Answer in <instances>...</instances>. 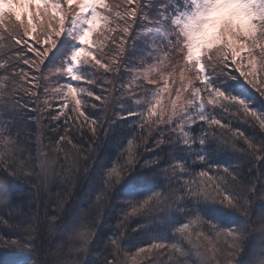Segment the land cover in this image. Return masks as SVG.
Returning <instances> with one entry per match:
<instances>
[{
    "label": "trees",
    "instance_id": "16d2710c",
    "mask_svg": "<svg viewBox=\"0 0 264 264\" xmlns=\"http://www.w3.org/2000/svg\"><path fill=\"white\" fill-rule=\"evenodd\" d=\"M121 4L122 0H106L107 23L94 32L89 51L80 57L81 78L73 80L78 87L74 95L66 83L72 77L65 59H70L74 40L66 31L68 20L65 33L55 37V47L49 45L45 34L53 15L46 13L31 21L24 17L23 25L12 15L0 20V107L11 99L13 103L19 101L17 111L23 108L15 119L0 113V125L7 123L9 133L19 131L32 155L37 139L46 152H52L50 144L59 142V151L52 154L58 159L62 176L45 191L34 187L32 177L14 180L0 171L12 195L8 209L0 210V236L5 237L0 239V264H108L116 256L113 240H117L124 264H162V260L167 264H221L219 247H225L226 238L210 233L203 221L237 233L239 249L229 257L231 264H264V96L247 84L229 51L225 69L229 76L213 77L212 86L225 97L242 100L249 110L245 112L238 104L225 109L220 103H230L226 100L208 104L210 97L201 92L204 115L215 117L220 124L210 126L197 118L184 125L187 143L179 127L176 131L181 138L169 133L166 125L157 122L173 114L170 103L175 90L188 89V97L192 87L203 85L199 80L188 83L191 72L185 73L182 81L181 73L173 70V59L163 53L158 59L150 58L149 45L160 38V25L138 23L125 35ZM153 5L143 9L148 17L156 14L158 0H153ZM57 22L55 15L52 23ZM25 27H29L28 33ZM16 39L21 40L19 45ZM121 43L123 50L118 47ZM243 43H247L244 38ZM45 49H49L48 55L38 57L37 53ZM249 52V48L244 49L235 57L246 72L251 71ZM241 57L245 59L241 61ZM141 58L145 60L141 62ZM85 59L88 63H83ZM204 59L201 57L202 62ZM175 63L192 64L185 59ZM85 72L88 76L83 75ZM260 75L257 72V82ZM31 92L36 95L31 96ZM130 92L142 103L144 99L151 103L144 107L134 104ZM131 111L134 113L129 115ZM80 113L96 124H87ZM67 116L72 118L68 125L75 120H79L77 128L85 125L82 131L70 128L71 144L60 141L56 134L58 126L63 134ZM92 127L96 128L95 135ZM158 128L165 129V142L160 144ZM65 152L77 162L76 167L65 163ZM177 163L184 170L176 168L174 173ZM223 169L236 177V183L226 189L233 197L232 205L215 198L214 188ZM202 171L208 175L201 176ZM189 188L200 195H186ZM157 192L170 194L171 201L148 200ZM184 224L188 228L178 232ZM11 240L17 244L12 245ZM153 243H164L174 259L169 261L167 254L155 255L162 249L147 255L140 251ZM171 244L184 255L179 256Z\"/></svg>",
    "mask_w": 264,
    "mask_h": 264
},
{
    "label": "snow or ice",
    "instance_id": "6c2138e0",
    "mask_svg": "<svg viewBox=\"0 0 264 264\" xmlns=\"http://www.w3.org/2000/svg\"><path fill=\"white\" fill-rule=\"evenodd\" d=\"M159 8L156 11V14L152 17H148L143 9L145 6H155L153 5V0H122V4L120 7L124 8V16H121V19L125 21L123 26V31L125 35L129 33V31L133 28V25L139 24H152V25H160V27L157 29V31L160 34V38L158 40L153 39L152 43L149 45V48L151 51L149 52V56L152 59H158L159 55L161 53L164 54L165 58H172L173 59V70L179 71L181 73V80L183 81L185 78V73H193L192 79L188 81L189 84L192 83V80H199L203 87L200 86H194L191 88L190 95L186 98V103L182 104L178 111H174L172 115H169L167 119H161L157 123L164 124L167 126V130L169 133L176 134L178 137L180 135L177 133L176 129L177 127L180 128V132L183 134V141L185 143L188 142V133L184 130V125H190L193 122H196V119L198 118L200 121L204 122L208 125H217L220 124V120L216 119L215 117L209 115L205 116L203 113V109L205 107L203 103V98L201 96V92H204L207 94L211 99L208 100V104H217L221 100L230 101V103H220V105H223V108L228 109L236 104L241 106L245 112H247L249 109L244 106V102L237 97H225L223 92L220 91L218 87H213L212 83L213 77L216 76H229V74L226 73L225 69L227 68V61H228V53L225 54V57L223 58H217L214 55L208 54L205 57V59L201 60L202 67L196 68L194 63L189 65L188 63H184L183 65H180L178 63H175L176 60L179 59H185L184 53L181 51V45L179 41L176 39L177 36V29L180 26L182 22H187L189 19L193 18L196 13L200 10H202L204 6V0H158ZM43 4V9L40 7V5ZM66 4L69 7L64 8L63 5ZM12 7L9 11L10 13H13L17 20L20 21V23L24 24V17H32L33 19H40L41 16H46L47 10L49 8L55 9L58 12L63 13L59 16L57 23H52V19H55V13L53 14V17L49 19V28L45 30V34L47 36V42L51 47H55L56 40L55 37H59L62 34L65 33V20H68L69 26L67 27L66 31L74 40H79L81 43H84L87 40V37L89 35V32L92 31L91 25L96 22L98 19L97 13H96V4L93 3H85L83 0H76V3H74V0H61L60 3H54L52 5L48 4V0H12ZM79 9V11H76V9ZM251 8L254 15L253 23L255 25V31L252 35L245 37L244 39L247 41V43H240L238 47H248L250 49L249 52V65L251 68V71H243L242 66L240 62L235 61V56L237 55V52L235 51L232 53L233 62L237 63L238 70L241 71V76L244 77V79L247 81L248 85H251L252 88L257 89L262 96H264V88L261 86L264 85V0H252ZM92 10V19L87 20L86 17H84L82 14L88 10ZM81 21L86 22L90 25L89 28L83 30L81 32V29L83 27ZM29 27H25L24 31L25 33L29 32ZM39 39V36L37 37ZM21 43L20 39H16V44L19 45ZM123 50V44L121 43L118 45ZM29 50L35 51V49H32L29 47ZM19 51H23V49H20ZM82 49L76 47L73 49L70 53L71 61L74 64L77 59L82 54ZM49 49H45L43 53H37V56H45L48 55ZM245 57H241L240 60L243 61ZM145 59L141 58V62H143ZM188 61L187 59H185ZM25 63H29L27 58H24ZM83 63H88L87 59L83 61ZM142 65H135L134 67H140ZM0 67H3V65H0ZM56 67V66H53ZM60 68L64 67V62L61 61ZM119 68V65H117V70ZM6 70V69H5ZM68 73L71 74L73 71V68L71 65H69L67 69ZM257 72L261 73L259 76V80L257 82ZM84 76H88V73H83ZM194 77V79H193ZM251 77V78H249ZM80 76H72L73 80H79ZM90 78V77H89ZM147 78V77H145ZM240 78V77H239ZM135 79V77H133ZM151 83V81H150ZM57 92L60 91V89H56ZM176 95L179 98L182 91H187L186 88H177ZM68 92L70 94L74 95V89L72 87L68 88ZM89 95H92L91 92L88 93ZM11 97V94H9ZM31 96H35V92H31ZM38 99V97H37ZM97 99H100L99 96H97ZM129 99L134 101V104L139 105L141 104V99H136L134 93L130 92ZM151 101L144 99L143 101V107L144 104H150ZM157 104L160 103L159 100L156 101ZM45 104H47V101H45ZM79 104V101H77V105ZM19 105V101H16L13 103L11 99L9 101L3 103V110L5 113H8L11 115L14 119L19 116V114L23 111V108H21L20 111H17V107ZM95 107V105H93ZM141 107V108H143ZM61 110L63 111V106L61 107ZM77 108H74L73 111H77ZM193 110H196L193 112ZM149 112L152 111V108L150 107L148 109ZM134 111L128 112L129 115H132ZM251 116L256 117V113L251 111ZM81 116L84 117V120L87 124L95 125V120H89L88 116H85L84 113H80ZM143 115V114H141ZM173 115L175 116V120H173ZM53 120L58 119L57 116H52ZM71 116H67L65 120V126L63 127V134H60L59 126L56 129V134L60 135V141H64L66 143L71 144L72 143V136L73 131H70V128L74 131H82V129L85 127V125H80L79 128L76 127V125L79 123V120H75L72 122L71 125H68V120H71ZM40 117H37V124H39ZM223 127V125H222ZM261 127H264V122L261 123ZM207 130V129H206ZM157 131L160 132L161 139L157 142L158 144L165 142L164 140V134L165 129L164 128H158ZM91 132L93 135L96 133V128L92 127ZM9 134L8 131V125L7 123H4L0 125V139H2L4 136H7ZM84 135H87L86 132L83 133ZM243 135V133H241ZM181 138V137H180ZM203 142V141H201ZM59 145V142H57ZM75 147V145H74ZM203 159L202 157L200 158ZM4 161H0V163H3ZM176 168H179L180 171H183L184 169L177 163V165L173 166V172L175 173ZM217 174L220 175V168H217ZM115 169H113V172ZM201 176H207L208 173L202 171L200 173ZM230 178V180L228 179ZM212 179V178H210ZM223 180L224 182H221ZM236 183V177L235 175L229 171L228 169H223V175L221 176L220 180H217L216 186L214 188L216 192V199H219L221 203L232 205L234 203L232 195L227 191V187L229 185H234ZM184 186L188 188L187 182L184 183ZM8 192V191H7ZM223 193H227V195H224ZM190 194L192 196H199L200 193L193 188H189L188 191L185 193ZM153 197L157 198L158 200H170V194L165 193H154L152 196L148 198V200H152ZM178 199V198H177ZM148 200H145L144 203L147 204ZM171 201V200H170ZM246 203V202H245ZM50 219H55V217H51ZM207 225V228L210 233H215L217 237L224 236L225 239V247H219V252L223 253V260L221 261V264H231V260L229 257L234 256L236 252L239 249L238 244V235L233 230H224L219 229L216 225L210 223V222H204ZM188 224H184L182 228H178L177 231L180 233H183L187 228ZM197 235H200L199 233ZM4 236H0V239H4ZM7 242V241H6ZM12 245H16V240H11ZM112 244L114 248L116 249V256L114 259L108 264H124L123 261H121V251L119 249V245L117 243V240H113ZM171 249L174 250L176 253H179V256H183L184 253L181 251V249L176 244L170 245ZM153 249H162L164 250L162 253H156L155 255H168V260H173V256L171 253H168L167 246L164 243H153L150 245V247L145 249H140L141 252H144L147 254L152 253ZM197 255H200L199 252H197ZM220 255L214 256L213 259H218ZM152 260V259H149ZM148 260V261H149ZM162 264H167L166 261L162 260ZM208 264H211L210 261H208Z\"/></svg>",
    "mask_w": 264,
    "mask_h": 264
},
{
    "label": "clouds",
    "instance_id": "9594fccd",
    "mask_svg": "<svg viewBox=\"0 0 264 264\" xmlns=\"http://www.w3.org/2000/svg\"><path fill=\"white\" fill-rule=\"evenodd\" d=\"M251 3L252 0H204L202 10L187 22H182L177 29L176 39L185 59L194 62L196 68H201V57L211 54L223 58L229 51L234 53L238 41L255 31ZM4 7L9 9L12 5L5 4ZM0 113H5L3 106ZM44 147L37 139L35 155H32L19 131L9 133L0 139V161H4L0 163V171L14 180L23 181L32 177L36 181L34 187L46 191L62 176L58 171V159L52 154L59 151V145L50 144L48 147L52 152L44 151ZM25 153L28 155L25 156ZM65 157V163L77 166L74 159L68 158L67 152ZM11 199L7 181L0 178V210H7Z\"/></svg>",
    "mask_w": 264,
    "mask_h": 264
},
{
    "label": "rangeland",
    "instance_id": "374dc122",
    "mask_svg": "<svg viewBox=\"0 0 264 264\" xmlns=\"http://www.w3.org/2000/svg\"><path fill=\"white\" fill-rule=\"evenodd\" d=\"M60 2H61L60 0H48V4L49 5H52L54 3H60ZM74 2H76V0H74ZM83 2L96 4V13H97L98 19L96 20V22L94 24L91 25L92 31L89 32L87 40L84 43H81L77 39V40H73V42L71 44V51L79 46V48L83 50L82 53L89 51V48H90V45H91V41H92V36H93L94 32H96L97 30L99 31L100 29H102L105 26V24L107 23V19H108L107 15L104 12V8L106 7V0H83ZM5 4L11 5L12 4V0H0V17L5 18V17H8L9 15L10 16L12 15L13 17H15V15L13 13L9 12L11 10V8L6 9L4 7ZM40 7L43 9V4H41ZM77 11H79L78 8H77ZM47 13L49 15H53L55 13L57 18H59V16L63 14V13L58 12L55 9H52V8H49L47 10ZM82 15L84 17H86L87 20H91L92 19V10L88 9ZM31 19H32V17H28L29 21H31ZM81 23L83 25V27L81 29V32L83 30H85V29L90 27V25L88 23H86V22L81 21ZM240 43H243V38L240 41H238V44H240ZM244 49H248V47H243V48L237 47L236 48V52H237L236 56L240 55L241 51L244 50ZM81 56H82V54H81ZM80 57L77 59V61L74 64L71 61V57H70V59H67V60L65 59L66 70L68 69L69 65H71V67L73 68L72 73L69 74L70 77L78 76ZM231 57H232V53H231ZM191 63L193 64L194 62H191ZM66 83H67V87L68 88L72 87V88H74L75 91H77L78 87L75 86V84L73 82V79L67 80ZM187 91H188V89H187ZM187 91H182L179 98L177 97L176 94L174 95V97H173V99L171 100V103H170V105H171L170 109L172 110V113L175 111V109H176V111H178L180 106L182 104L186 103ZM185 92H186V94H185ZM209 99H211V97ZM203 103H204V101H203ZM204 105H205V103H204ZM205 108H206V105H205V107L203 109V113H205ZM194 111H196V110H194Z\"/></svg>",
    "mask_w": 264,
    "mask_h": 264
}]
</instances>
